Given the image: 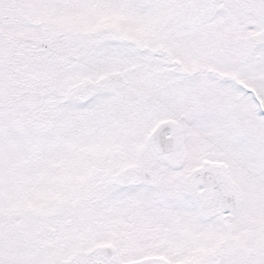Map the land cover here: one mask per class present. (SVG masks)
<instances>
[{
	"label": "snow or ice",
	"instance_id": "6c2138e0",
	"mask_svg": "<svg viewBox=\"0 0 264 264\" xmlns=\"http://www.w3.org/2000/svg\"><path fill=\"white\" fill-rule=\"evenodd\" d=\"M0 264H264V0H0Z\"/></svg>",
	"mask_w": 264,
	"mask_h": 264
}]
</instances>
